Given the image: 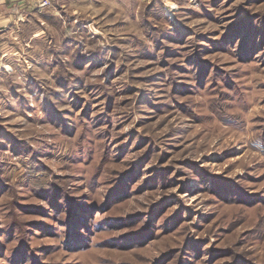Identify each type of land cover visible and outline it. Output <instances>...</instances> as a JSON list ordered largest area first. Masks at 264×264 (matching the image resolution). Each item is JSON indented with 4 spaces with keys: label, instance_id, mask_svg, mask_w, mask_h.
Returning <instances> with one entry per match:
<instances>
[{
    "label": "rangeland",
    "instance_id": "374dc122",
    "mask_svg": "<svg viewBox=\"0 0 264 264\" xmlns=\"http://www.w3.org/2000/svg\"><path fill=\"white\" fill-rule=\"evenodd\" d=\"M16 20L0 264H264V0H37Z\"/></svg>",
    "mask_w": 264,
    "mask_h": 264
},
{
    "label": "crops",
    "instance_id": "0c3cea01",
    "mask_svg": "<svg viewBox=\"0 0 264 264\" xmlns=\"http://www.w3.org/2000/svg\"><path fill=\"white\" fill-rule=\"evenodd\" d=\"M35 1L37 0H0V38L7 35L9 28L16 23V18L18 19L24 9L29 8ZM0 51L1 54L4 53Z\"/></svg>",
    "mask_w": 264,
    "mask_h": 264
},
{
    "label": "trees",
    "instance_id": "16d2710c",
    "mask_svg": "<svg viewBox=\"0 0 264 264\" xmlns=\"http://www.w3.org/2000/svg\"><path fill=\"white\" fill-rule=\"evenodd\" d=\"M82 208H83V207H82ZM77 219H78V218H77ZM77 219H76V220H77ZM82 221H83V219H80V218H79V222H82Z\"/></svg>",
    "mask_w": 264,
    "mask_h": 264
},
{
    "label": "built area",
    "instance_id": "2783aa9c",
    "mask_svg": "<svg viewBox=\"0 0 264 264\" xmlns=\"http://www.w3.org/2000/svg\"><path fill=\"white\" fill-rule=\"evenodd\" d=\"M44 3H46V1H44ZM18 19H21V16H18Z\"/></svg>",
    "mask_w": 264,
    "mask_h": 264
},
{
    "label": "clouds",
    "instance_id": "9594fccd",
    "mask_svg": "<svg viewBox=\"0 0 264 264\" xmlns=\"http://www.w3.org/2000/svg\"><path fill=\"white\" fill-rule=\"evenodd\" d=\"M9 71H11V69H9Z\"/></svg>",
    "mask_w": 264,
    "mask_h": 264
},
{
    "label": "water",
    "instance_id": "95a60500",
    "mask_svg": "<svg viewBox=\"0 0 264 264\" xmlns=\"http://www.w3.org/2000/svg\"><path fill=\"white\" fill-rule=\"evenodd\" d=\"M92 26V25H91Z\"/></svg>",
    "mask_w": 264,
    "mask_h": 264
}]
</instances>
